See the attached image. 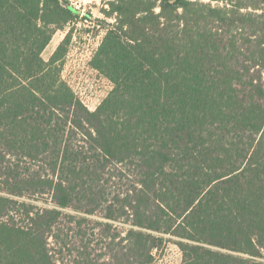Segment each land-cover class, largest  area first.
Listing matches in <instances>:
<instances>
[{
    "label": "trees",
    "instance_id": "obj_1",
    "mask_svg": "<svg viewBox=\"0 0 264 264\" xmlns=\"http://www.w3.org/2000/svg\"><path fill=\"white\" fill-rule=\"evenodd\" d=\"M107 4L91 111L43 57L78 9L0 0V264H264V0Z\"/></svg>",
    "mask_w": 264,
    "mask_h": 264
},
{
    "label": "rangeland",
    "instance_id": "obj_2",
    "mask_svg": "<svg viewBox=\"0 0 264 264\" xmlns=\"http://www.w3.org/2000/svg\"><path fill=\"white\" fill-rule=\"evenodd\" d=\"M73 1L77 3L82 18L68 25L65 30L57 31L56 37L43 52V57L48 60L67 33L73 30L69 51L64 59L62 76L78 93L77 95L85 105L94 111L111 92L113 83L98 70L92 68L89 61L92 59V51L96 49L98 40H103L107 29L116 19L115 15L108 16L104 12L105 9L109 10L108 0ZM22 199L40 206L48 205L43 199ZM116 225L124 227L120 222ZM165 238L167 241L155 250V259L152 264H182V251L176 243L178 239L172 235H165Z\"/></svg>",
    "mask_w": 264,
    "mask_h": 264
},
{
    "label": "built area",
    "instance_id": "obj_3",
    "mask_svg": "<svg viewBox=\"0 0 264 264\" xmlns=\"http://www.w3.org/2000/svg\"><path fill=\"white\" fill-rule=\"evenodd\" d=\"M69 1V3L73 6V7H75L76 9H78V11H80V9H79V7H78V5H77V3L76 2H74L73 0H68ZM80 17L82 18V16L80 15ZM84 18V17H83ZM104 38V37H103ZM101 42H102V40H98V43H97V45H96V49H93V51H92V56H93V54L95 53V51L98 49V47L100 46V44H101ZM91 61V60H90ZM90 61H89V63H90ZM70 85V84H69ZM75 93L76 94H78L76 91H75Z\"/></svg>",
    "mask_w": 264,
    "mask_h": 264
},
{
    "label": "crops",
    "instance_id": "obj_4",
    "mask_svg": "<svg viewBox=\"0 0 264 264\" xmlns=\"http://www.w3.org/2000/svg\"><path fill=\"white\" fill-rule=\"evenodd\" d=\"M56 34H57V32H56ZM56 34L54 35L53 39L56 37ZM53 39H52V40H53ZM52 40H51V42H52ZM51 42H50V44H51ZM50 44H49V45H50ZM59 44H60V43H59ZM59 44H58V45H59ZM49 45H48V46H49ZM55 47H56V45H55ZM47 48H48V47H47ZM47 48H46V49H47ZM46 49H45V50H46Z\"/></svg>",
    "mask_w": 264,
    "mask_h": 264
}]
</instances>
